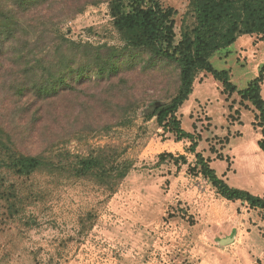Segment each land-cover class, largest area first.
Segmentation results:
<instances>
[{
	"label": "rangeland",
	"instance_id": "1",
	"mask_svg": "<svg viewBox=\"0 0 264 264\" xmlns=\"http://www.w3.org/2000/svg\"><path fill=\"white\" fill-rule=\"evenodd\" d=\"M110 1L84 7L58 29L74 43L101 49L104 64L107 49L125 66L135 64L121 78L128 79L131 92L115 98L117 114L132 109L118 126L73 136L64 146L72 154L116 146L133 161V169L110 197L84 180L54 189L55 197L45 205L36 197L45 176L18 177L1 169L0 264H264V211L222 199L202 177L188 151L190 142L146 119L177 91L178 70L127 45ZM195 1L159 0L175 12V46L193 38ZM132 4L122 0L120 12L130 11ZM177 48L180 53L182 46ZM210 63L228 71L230 82L244 90L264 64V36L240 37L215 51ZM119 80L113 85L125 88ZM222 90L211 75L197 71L192 94L176 118L198 139L197 152L218 176L224 171L229 186L264 198V157L256 146L262 128L252 126L251 105L240 118L235 108H244L236 93L227 96ZM261 95L264 99V83ZM91 209L98 215L94 227L77 235V218Z\"/></svg>",
	"mask_w": 264,
	"mask_h": 264
},
{
	"label": "trees",
	"instance_id": "2",
	"mask_svg": "<svg viewBox=\"0 0 264 264\" xmlns=\"http://www.w3.org/2000/svg\"><path fill=\"white\" fill-rule=\"evenodd\" d=\"M106 1L0 0V170L5 168L18 177L45 176L36 195L43 205L55 197L54 189L84 180L95 182L98 192L110 197L133 169V161L124 157V150L117 153L116 146L106 145L88 154H72L64 146L73 136L118 126L132 109L121 108L117 114L115 107L120 104L115 98L131 92L125 83L128 79L121 78L135 64L125 66L111 49H107L104 64L98 54L101 49L74 43L58 29L84 7ZM121 1L110 4L127 45L178 70L177 91L168 103L153 107L146 119H155L177 140L190 142L188 151L202 177L222 199L264 211V198L231 187L216 174L210 161L197 152L198 139L183 130L176 118L192 94L195 73L205 72L221 84L222 94L236 93L239 106L253 107L252 126L262 128L257 146L264 155V64L247 88L238 90L228 71L210 63L215 51L233 45L238 38L264 36V0H196L193 38H185L179 46L174 45L175 12L171 8H163L159 0H149V7L146 0H130L131 10L122 13ZM116 79L126 87L114 86ZM235 113L240 115L238 109ZM97 216L95 209L80 214L77 235L87 234Z\"/></svg>",
	"mask_w": 264,
	"mask_h": 264
},
{
	"label": "crops",
	"instance_id": "3",
	"mask_svg": "<svg viewBox=\"0 0 264 264\" xmlns=\"http://www.w3.org/2000/svg\"><path fill=\"white\" fill-rule=\"evenodd\" d=\"M238 97V96H237ZM238 105H239V103H238ZM236 110L238 109V108H235ZM243 111H245V109H242L241 111H240V118H241V115H242V112ZM254 119V118H253ZM239 122H241L240 120H239ZM235 127H239L238 125H236ZM256 146H257V143H256ZM257 150L260 152V154L264 157V155H263V153L259 150V148H258V146H257ZM219 177H221V178H223L224 179V177H226L225 176V173H224V171L219 175ZM226 179V178H225ZM226 181V180H225ZM237 187H239V186H237ZM240 188V187H239ZM238 188V189H239Z\"/></svg>",
	"mask_w": 264,
	"mask_h": 264
}]
</instances>
